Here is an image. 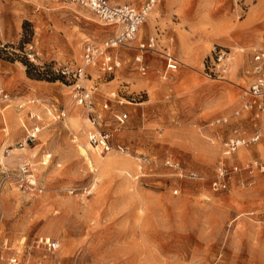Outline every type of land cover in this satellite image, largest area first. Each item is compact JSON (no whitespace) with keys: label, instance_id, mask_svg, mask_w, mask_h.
I'll return each mask as SVG.
<instances>
[{"label":"rangeland","instance_id":"374dc122","mask_svg":"<svg viewBox=\"0 0 264 264\" xmlns=\"http://www.w3.org/2000/svg\"><path fill=\"white\" fill-rule=\"evenodd\" d=\"M116 28L71 1L0 0V87L12 97L0 111V264L14 255L28 264H264V172L246 170L264 164V114L256 121L242 108L253 55L264 51V0H157L137 38L113 49L122 68L89 69L99 78L95 112L114 145L102 153L90 143L87 108L57 68L81 64L86 41L101 45ZM151 36L158 51L139 49ZM219 47L231 50L229 69L209 77L203 61ZM165 52L181 63L167 76ZM35 125L36 142L20 146ZM234 129L261 136L225 160L239 170L213 191ZM24 163L35 189L22 185ZM40 236L61 246H38Z\"/></svg>","mask_w":264,"mask_h":264},{"label":"built area","instance_id":"2783aa9c","mask_svg":"<svg viewBox=\"0 0 264 264\" xmlns=\"http://www.w3.org/2000/svg\"><path fill=\"white\" fill-rule=\"evenodd\" d=\"M64 2H74L84 7H89L103 25H115L118 27V32L115 36L106 39L101 45L96 44L91 40H87L84 47V54L81 64L75 66L64 65L57 68V71L66 76V78L73 83V99L78 105L84 106L88 110V119L92 124L89 130L88 137L90 143L94 147L101 148L102 153H107L114 149L112 143V134L105 131L101 127V118L95 112L96 101L95 94L98 91L99 84L94 82L90 77V68L99 67L104 73L108 75L115 74L122 68V59L119 54H116L113 49L122 45H128L129 42L135 40L140 32L141 25L145 22L149 12L156 4L157 0H146L141 7H136L130 3H113L111 0H59ZM159 38L151 36L147 40H140L139 49L142 51H158ZM208 60L203 61L204 70L208 71V76L211 74L222 77L229 69L231 61V50L219 47L213 49ZM31 57L36 58V51L34 45L29 48ZM167 69L166 76L171 71H177L180 68V63L171 53L165 52ZM136 63L140 72L146 73L148 65L144 61L143 54L136 56ZM253 74L254 79L249 83V87L245 90L244 94L247 99L243 102L242 108L246 111H252L254 120L258 121L260 115L264 114V51H256L253 55ZM12 97L5 87H0V111L5 110L9 105ZM109 103L106 102L104 108L108 107ZM239 110L235 111L238 114ZM65 115L61 111L59 116ZM122 123L128 119V113L124 112L119 116ZM226 118H218L216 121L227 122ZM41 131L40 125H35L25 135L24 139L20 142V146L26 147L35 143L38 139V133ZM261 133L255 130L249 138H244L237 129L232 130L231 135L226 138L222 143V159L218 162L215 170L214 180L211 182L212 190L226 189L231 173L239 170V165L233 162L231 165H226L225 160L229 159L231 155L241 146L249 145V143L257 142L260 139ZM254 169L264 172V164L257 161L250 162L246 167L247 172L250 174ZM22 173L27 176L24 177L23 187L27 185L28 189H35L39 185L34 180V175L30 172V163H24L21 166ZM192 177H197L198 174L191 172ZM243 185V183H242ZM38 246L44 245L47 250L56 251L60 246V239L52 236H40L38 239ZM8 264H28L23 258L14 255L9 258ZM53 264H58L54 262Z\"/></svg>","mask_w":264,"mask_h":264},{"label":"crops","instance_id":"0c3cea01","mask_svg":"<svg viewBox=\"0 0 264 264\" xmlns=\"http://www.w3.org/2000/svg\"><path fill=\"white\" fill-rule=\"evenodd\" d=\"M113 26H115V25H113ZM115 27H116V26H115ZM116 29L118 30V27H117ZM156 37L159 38V36H156ZM141 40H143V39H141ZM121 59H122V58H121ZM179 63H180V61H179ZM180 66H181V63H180ZM177 70H178V69H177ZM89 72H90V74L92 73L91 70H90ZM173 72H176V71H171V72H169V74H170V73H173ZM92 74H93V73H92ZM99 77H101V76H99ZM91 79H92V80H95V77H94V78L91 77ZM98 79H99V78H98ZM98 79H97V81L95 80L96 83H98V81H99ZM101 80H102V78H101ZM109 81H110V80H109ZM20 258H22V257H20ZM36 264H38V263H36Z\"/></svg>","mask_w":264,"mask_h":264},{"label":"bare ground","instance_id":"6f19581e","mask_svg":"<svg viewBox=\"0 0 264 264\" xmlns=\"http://www.w3.org/2000/svg\"><path fill=\"white\" fill-rule=\"evenodd\" d=\"M76 117H77L76 114H72V118H73V120H75V119L78 120ZM96 148H97V149H100V151H101V148H99V147H96Z\"/></svg>","mask_w":264,"mask_h":264}]
</instances>
